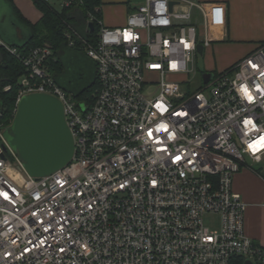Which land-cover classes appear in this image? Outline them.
<instances>
[{"label":"built area","instance_id":"2783aa9c","mask_svg":"<svg viewBox=\"0 0 264 264\" xmlns=\"http://www.w3.org/2000/svg\"><path fill=\"white\" fill-rule=\"evenodd\" d=\"M214 12L196 0H140L115 27L89 12L100 24L93 43L68 25L67 45L81 42L96 65L91 103L55 82L48 44L21 52L0 38L25 69L17 100L58 97L74 140L68 164L36 179L0 123V264H264L232 188L248 160L264 161V44L192 90L197 45L210 41L195 15L209 25ZM205 214H218V228Z\"/></svg>","mask_w":264,"mask_h":264},{"label":"crops","instance_id":"0c3cea01","mask_svg":"<svg viewBox=\"0 0 264 264\" xmlns=\"http://www.w3.org/2000/svg\"><path fill=\"white\" fill-rule=\"evenodd\" d=\"M206 5H214V19L204 24L200 15H195L199 37L207 36L210 41L203 53L223 52L229 55L222 70L264 44V0H196ZM23 17L31 23L39 20L41 13L32 0H13ZM131 0H101L102 24L115 27L125 23L128 12L134 7ZM54 6V5H53ZM27 35L28 36V29ZM9 33L0 29V38L6 43H21L8 38ZM18 37V36H17ZM226 54V55H227ZM200 55V54H199ZM211 70V68H208ZM221 70V71H222ZM263 162V161H262ZM259 162L257 164H260ZM248 160L233 176L232 188L245 203L244 231L255 245L264 247V173L253 167ZM264 169V167H263Z\"/></svg>","mask_w":264,"mask_h":264},{"label":"trees","instance_id":"16d2710c","mask_svg":"<svg viewBox=\"0 0 264 264\" xmlns=\"http://www.w3.org/2000/svg\"><path fill=\"white\" fill-rule=\"evenodd\" d=\"M7 1L10 2L17 20L29 31L28 36L23 37L21 43L7 44L21 52H27L35 46L48 44L53 51V58L48 63V70L55 82L75 99H84L91 103L96 88V65L81 49V42H78L74 47L67 45L64 31L68 25L72 24L79 32L80 27L84 25L85 30L82 36L88 42L93 43L100 24L94 20L92 22L93 29H91L86 18L91 12L96 19H101V0H82V4L61 9L55 8L45 0H32L41 13L39 20L35 23H31L23 17L12 0ZM74 48L83 52L77 54L73 51ZM80 60L83 61L87 74L80 73L78 77L73 78L70 65L72 62L79 64ZM235 63L226 69L231 68ZM24 70V66L15 55L0 47V123L3 127H7L12 122L20 89V79ZM7 86L9 88L5 89ZM242 262L243 259H239V264Z\"/></svg>","mask_w":264,"mask_h":264},{"label":"water","instance_id":"95a60500","mask_svg":"<svg viewBox=\"0 0 264 264\" xmlns=\"http://www.w3.org/2000/svg\"><path fill=\"white\" fill-rule=\"evenodd\" d=\"M88 26L93 29L92 22ZM197 52L203 53L202 44L197 45ZM212 76V72L203 73V81L207 82ZM3 135L23 170L36 179L64 167L74 154V140L65 119L63 103L49 93L21 95L12 122L5 127ZM18 168L21 170L20 166ZM242 264L255 263L245 258Z\"/></svg>","mask_w":264,"mask_h":264},{"label":"rangeland","instance_id":"374dc122","mask_svg":"<svg viewBox=\"0 0 264 264\" xmlns=\"http://www.w3.org/2000/svg\"><path fill=\"white\" fill-rule=\"evenodd\" d=\"M133 3H137L140 0H131ZM13 3V0H12ZM14 4V3H13ZM15 5V4H14ZM53 5L55 8L60 9L58 6V2L53 0ZM103 13H101L102 15ZM0 29L5 31L6 34L9 33L8 38L15 39L17 41H21L23 37L27 35V30L24 25H22L16 18L13 13L12 6L7 0H0ZM85 30L84 25L80 27L79 33L82 35ZM81 31V32H80ZM18 36V37H17ZM73 51L77 54L82 53L83 51L80 49L74 48ZM223 53V52H222ZM221 52H211L210 50H206L203 55H197L196 57V73L191 76V81L189 83L190 88L193 90L202 84V74L206 72H218L221 71L224 63L228 61L229 55L227 53L222 54ZM227 54V55H226ZM77 63L72 62L71 74H73V78L79 76L80 73H86L83 65V61H79ZM208 68H211L209 70ZM253 167L256 169H261L264 173V161L260 164H253ZM203 220L205 225L210 228H218L219 224V216L218 214H205L203 216Z\"/></svg>","mask_w":264,"mask_h":264}]
</instances>
